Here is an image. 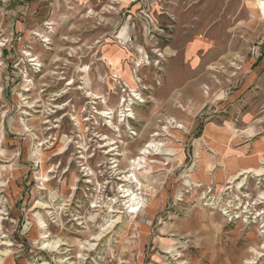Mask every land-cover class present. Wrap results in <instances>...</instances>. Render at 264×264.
<instances>
[{
	"label": "rangeland",
	"instance_id": "374dc122",
	"mask_svg": "<svg viewBox=\"0 0 264 264\" xmlns=\"http://www.w3.org/2000/svg\"><path fill=\"white\" fill-rule=\"evenodd\" d=\"M258 1L0 0V264H264Z\"/></svg>",
	"mask_w": 264,
	"mask_h": 264
},
{
	"label": "bare ground",
	"instance_id": "6f19581e",
	"mask_svg": "<svg viewBox=\"0 0 264 264\" xmlns=\"http://www.w3.org/2000/svg\"><path fill=\"white\" fill-rule=\"evenodd\" d=\"M37 34V33H36ZM45 40H47V39H45ZM26 54H30L28 51H26L25 52ZM30 60H35V59H30ZM68 84H71V82L70 83H68ZM81 89L82 88H85V87H80ZM66 92H68V89H64L61 93H60V95H63L64 93H66ZM90 96V95H89ZM98 97V96H97ZM97 97H95V98H97ZM27 98V96L26 97H24V99H26ZM31 106H33V105H31ZM46 108V107H45ZM60 108H63V107H60ZM47 110V109H46ZM43 113H45L44 112V110H43ZM48 113V112H47ZM103 113V112H102ZM109 113H111V112H109ZM133 114H135V113H133ZM128 116H130L129 114H128ZM45 122H47V121H45ZM111 124L112 125H115L114 124V122H111ZM27 126V125H26ZM178 127L180 128V127H183V125H178ZM232 128H233V130L234 131H237V129L234 127V126H232ZM211 130H212V126H210L209 127V129H208V131L206 132V135L207 136H210V132H211ZM155 135H159V133H156ZM45 143V142H44ZM44 143H42V144H44ZM114 143H111V144H109V145H113ZM166 145V143H156L154 140L153 141H151L150 142V144H148L147 146H144L143 148H141L140 150L142 151V152H140V154H142L141 156H138L137 158H135V159H133V167H134V169H133V171H132V174H130L129 176L130 177H134L135 179L132 181V182H135V181H137L138 182V184H140V189L142 188V186H143V183L142 182H140V180H138L137 179V176H136V173H135V169H136V167L137 166H139L141 163H142V160H144V159H146V157L150 160L149 162L151 163L150 164V170H159V169H157L158 167H160V165H169V161H168V158H166V157H160V158H157V157H154V156H152L150 153V149H154V150H156V151H159V152H161V151H163L164 149L162 148V146H165ZM65 150V149H64ZM113 150H115V147H112V148H110V150L108 151V153L110 152V151H113ZM64 152V151H63ZM59 153V152H58ZM57 154V153H56ZM155 154H161V153H155ZM154 154V155H155ZM162 154H166V155H168V154H170V153H162ZM240 155V154H239ZM117 160H115V162H116ZM134 165H136V166H134ZM114 166V168H116V170H118L119 169V163H116V165H113ZM111 168V167H110ZM262 169H255V168H252V167H244V168H242L241 170H234V175L231 177V180H229V182H234V180L236 179V178H239L238 176L239 175H244V174H247V173H250V172H256V175H262L263 173H262ZM147 172H151V171H147ZM225 173V172H224ZM125 177L126 178H124L125 180H128L129 178H128V176H127V174H125ZM46 182H49L50 180H51V178H49L48 176L44 179ZM207 180V179H206ZM196 186H201L200 184H196ZM126 190V194H124V196H126V197H129L130 198V200L128 201V202H130V204H129V207H131L132 209H131V213H134V212H136V210H135V206L136 205H138L139 204V202L137 201V198H138V194L139 193H136L134 190H131V189H125ZM124 189H123V191H125ZM141 198V197H140ZM143 201H144V199L143 198H141ZM134 201V202H131V201ZM46 206H48L47 204L45 205V207ZM117 212H118V210H117ZM39 220H41V218L39 217ZM116 221V220H115ZM118 222V221H117ZM129 224L130 225H134V223H131V222H129ZM58 242L59 241H55V242H50V241H46L45 243H44V245H45V247H49V246H56L57 244H58ZM257 254H258V252L259 251H257V250H254ZM263 253H259V255H262ZM180 255V254H179ZM255 261L254 260H249L248 261V263H254Z\"/></svg>",
	"mask_w": 264,
	"mask_h": 264
},
{
	"label": "crops",
	"instance_id": "0c3cea01",
	"mask_svg": "<svg viewBox=\"0 0 264 264\" xmlns=\"http://www.w3.org/2000/svg\"><path fill=\"white\" fill-rule=\"evenodd\" d=\"M247 3V9L250 12L251 18L252 19H258L260 14V5L261 4L258 0H245ZM262 5V4H261ZM263 6V5H262ZM252 8H255L256 12L253 13L252 12ZM192 41V40H191ZM190 41V42H191ZM189 42V43H190ZM200 48H204L205 45H200ZM256 84V86H258V88H263L264 89V63H260L259 65H257L256 68H254V70L251 71V73L248 75L247 77V81H246V86H251L252 84ZM240 91V90H239ZM240 93V92H238ZM253 94V93H252ZM262 99H260L261 101ZM262 103V102H260ZM254 105V104H253ZM257 105L253 106L256 108ZM254 110V109H253Z\"/></svg>",
	"mask_w": 264,
	"mask_h": 264
},
{
	"label": "built area",
	"instance_id": "2783aa9c",
	"mask_svg": "<svg viewBox=\"0 0 264 264\" xmlns=\"http://www.w3.org/2000/svg\"><path fill=\"white\" fill-rule=\"evenodd\" d=\"M128 4H135L137 2H139L140 0H125ZM50 28V27H49ZM264 43V36H262V38L259 40L258 44H257V49L260 50L261 49V45ZM264 47V46H263ZM263 54V52H261V55ZM34 65H38V64H34ZM207 199H210L209 197H206V200ZM213 199H211V204L213 203L212 202ZM208 202V201H207ZM129 204V203H128ZM208 204V203H207ZM131 208V207H129Z\"/></svg>",
	"mask_w": 264,
	"mask_h": 264
}]
</instances>
